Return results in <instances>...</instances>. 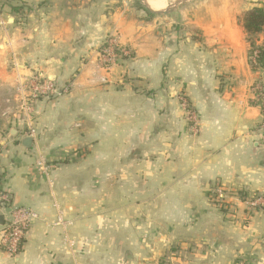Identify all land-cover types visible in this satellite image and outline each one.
Returning <instances> with one entry per match:
<instances>
[{"label":"crops","instance_id":"0c3cea01","mask_svg":"<svg viewBox=\"0 0 264 264\" xmlns=\"http://www.w3.org/2000/svg\"><path fill=\"white\" fill-rule=\"evenodd\" d=\"M8 5L0 9L24 8L25 34L18 52L0 51V73L69 91L40 96L30 114L3 120L0 186L11 207L36 220L16 257L0 247V264H264V206L250 211L238 195L264 199V133L250 93L254 83L264 89V67L250 68L246 35L229 17L235 10L211 3L190 20L182 11L152 15L129 0ZM189 27L201 40L184 35ZM106 44L128 57L123 67L97 65ZM178 89L196 110L195 135L173 110ZM78 149L86 153L81 164L51 170L32 154ZM122 153L130 165H114L108 177V155ZM213 189L224 193L212 200ZM7 217L0 212V228Z\"/></svg>","mask_w":264,"mask_h":264},{"label":"rangeland","instance_id":"374dc122","mask_svg":"<svg viewBox=\"0 0 264 264\" xmlns=\"http://www.w3.org/2000/svg\"><path fill=\"white\" fill-rule=\"evenodd\" d=\"M129 1L132 3H135L137 8L148 12L143 0H129ZM211 3L231 6L232 9L235 10V12L233 15L229 14V17H232L234 21L236 22V24H238V20L240 19V17L243 15L245 11L251 9L254 6L264 8V0H187L186 2H183L171 8L170 13L174 11H182L183 13H188V14L190 13L192 15L189 17L190 20L194 19L193 15H198L197 17L201 19L206 13L207 8L209 7L208 5H211ZM8 4H9V0H0V5L9 6ZM21 7L22 6H20V8ZM18 9L19 7L18 8L12 7L11 9H8L5 7V10L0 9V14L3 13L4 11V19H5V23L0 24V51H10V52L19 51V45L21 44L20 40L22 39V37H24V34H25L24 26H23L24 16H22L25 13L23 11L24 8L23 9L21 8L22 9L21 12ZM152 15H156V14H152ZM7 16H10L9 22H6ZM184 35H186V37L188 38L195 37L197 40H201L198 28H190V27L186 28V30L184 31ZM260 37H262L263 39L262 42L258 41ZM245 41H246V36H245ZM108 42L109 40L106 43ZM254 43L256 46L264 47V33L254 38ZM109 48L111 49L112 53L116 57L115 60L112 62H107L103 58L104 57L103 51ZM248 50H249V44L246 41L247 59H248ZM116 51H118V53H116ZM125 52L128 54L127 51ZM122 54H123L122 49L116 48V46L114 45L109 46V44H106L105 46L101 47L99 51V56H97L98 58H97L96 63L100 68L104 69L105 71L110 70L111 67L116 66V65L123 67L124 62L128 60V57H123ZM130 57H131V54H130ZM248 64H249V60H248ZM259 70L261 69H258V71ZM7 71H10V69ZM252 71L255 72L257 70L252 69ZM6 77H8L6 73H3V74L0 73V81L2 79L6 80ZM33 81H34V78H31L29 80H23V82L21 83L22 85L29 86V84ZM127 84L135 88L136 90L142 89L143 88L142 85L144 86L143 81L138 80V79H131L128 81ZM18 87H19V79H16L15 82H12L11 78L8 77L7 82L5 83L3 88L0 89V129H2V126H4L3 131H4V134L6 135H7V131L9 128H8V124L5 123L3 120L8 117H11L12 115H17V113L22 114V112H24V113L30 114L32 103L34 102V100H36V99L27 98L24 96V94H22L24 91L28 93V89L26 90L24 89L23 91V90H18ZM260 91L264 92V89L260 85L257 86L256 83H254L250 88V93L254 96V99H255L254 104L258 105V107L260 108V117L262 121L261 101L259 100V95H258ZM149 93H152V92H149ZM171 97H173L175 100V105L173 106L174 112L176 114L180 113L181 124L185 125L186 129L188 130L190 134L195 135L198 131V125H197L198 121H197L196 110L194 106L192 105L191 101L189 100L185 92L184 91L181 92L180 89L176 90L175 93ZM30 116H32V114ZM31 132L32 131L28 132L27 130V133H24V134H31ZM49 141L50 139L47 140V142ZM32 154L35 156L36 161L40 160L44 162L43 165H45L48 168V170L53 169L52 166H56V165H79L82 163V160L85 158V155H86V153L80 152L79 149L74 152L64 154V155H60V154L57 155V154L50 153V152L40 153V151L39 153L37 151H34L32 152ZM129 158H130V155L127 153H122V155H108V158H107L108 177L115 176V174L113 175V173L115 172L114 165H130L131 160ZM118 159H121V161H118ZM216 190L213 189L212 191V200L217 198L214 196L215 193H217ZM219 193L223 195L224 192L222 191L218 192L217 196L220 195ZM261 197H262L261 195H257L254 197V199H252L253 201H246L245 202L246 207L250 211L261 209L262 204L258 200V198L260 199ZM256 200L258 201L254 202ZM212 203L218 206L222 205L221 202L215 201Z\"/></svg>","mask_w":264,"mask_h":264},{"label":"built area","instance_id":"2783aa9c","mask_svg":"<svg viewBox=\"0 0 264 264\" xmlns=\"http://www.w3.org/2000/svg\"><path fill=\"white\" fill-rule=\"evenodd\" d=\"M110 48L103 51L104 57H102L107 62H112L116 58ZM24 89H28V93H26ZM18 90H23L24 92L22 94L30 99H37L40 96L59 97L68 93L69 85H56L48 80L34 78V81L31 82L29 86L19 83ZM258 95L259 100L261 101L262 112L260 130L264 133V92L260 91ZM44 167L47 169L45 165ZM1 181L2 175L0 174V185ZM216 192L218 193L220 190H216ZM258 200L261 202L262 206H264V199L261 197L260 199L258 198ZM258 200L254 202H257ZM10 201L9 194L0 186V212L4 211L7 207L10 208L6 223L0 228V247L10 257H16L21 251L22 242L27 230L36 220V215L31 210L23 207H11ZM237 264L244 263L239 261Z\"/></svg>","mask_w":264,"mask_h":264},{"label":"trees","instance_id":"16d2710c","mask_svg":"<svg viewBox=\"0 0 264 264\" xmlns=\"http://www.w3.org/2000/svg\"><path fill=\"white\" fill-rule=\"evenodd\" d=\"M238 24L242 27L246 35V41L249 44L248 60L251 68L253 70L262 69L264 67V47L256 46L254 38L264 33V8L254 6L245 11L238 20ZM238 195L243 202L253 201L252 199L257 196L254 195L250 198L246 191H239Z\"/></svg>","mask_w":264,"mask_h":264},{"label":"water","instance_id":"95a60500","mask_svg":"<svg viewBox=\"0 0 264 264\" xmlns=\"http://www.w3.org/2000/svg\"><path fill=\"white\" fill-rule=\"evenodd\" d=\"M143 1H144V0H143ZM186 1H187V0H176L173 4H171L170 6H168L165 10L160 11V12L152 11V10H150L147 6H146V8H147V10H148L149 13L156 14V15H165V14L170 13V9H171V8H173V7H175V6L179 5V4H181V3H183V2H186ZM144 3H145V2H144ZM21 144H22V146H24V147H26V148H30V147L32 146V138H30V137H25L24 139H22ZM5 211H6V213L8 214L9 211H10V208L7 207V208L5 209ZM2 223H3L2 220H0V224H2Z\"/></svg>","mask_w":264,"mask_h":264},{"label":"bare ground","instance_id":"6f19581e","mask_svg":"<svg viewBox=\"0 0 264 264\" xmlns=\"http://www.w3.org/2000/svg\"><path fill=\"white\" fill-rule=\"evenodd\" d=\"M176 0H144L145 5L152 11L160 12L167 6L173 4ZM169 4V5H168Z\"/></svg>","mask_w":264,"mask_h":264}]
</instances>
